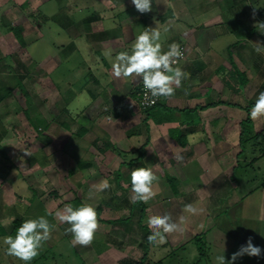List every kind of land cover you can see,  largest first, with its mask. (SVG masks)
I'll return each mask as SVG.
<instances>
[{
    "label": "crops",
    "instance_id": "1",
    "mask_svg": "<svg viewBox=\"0 0 264 264\" xmlns=\"http://www.w3.org/2000/svg\"><path fill=\"white\" fill-rule=\"evenodd\" d=\"M46 1L38 3L43 7ZM98 1L109 11L92 6L90 14L79 22L72 21V14L63 6L58 12L43 13L49 17L58 14L69 38L60 43L57 52L40 61L51 83L49 98L58 97L60 128H52L50 115L43 118L49 123L47 129L57 130L63 146H68L64 160L76 163L68 173L75 177L81 174L80 180L86 181L114 179L117 194L128 191L131 195V170L152 167L159 177L154 183L156 198L168 185L174 194L185 196L178 201L179 211L189 203L203 205L199 222L190 220L192 215L186 213L185 226L205 228L213 212L221 216L241 204L238 217L264 226V141L257 140L264 132V122L248 119L258 94L264 91V54L253 47L255 42L264 43V34L254 27L264 22V0H188L191 9L200 3L198 11L181 8L174 17L175 32L162 36L160 42L164 51L173 42L184 46L187 57L178 66L190 76L171 100L162 98L149 113L138 104L139 78H114L103 52L111 48L113 57L120 51L130 52L144 28L158 26L162 34L164 23L157 17L147 25L144 14L130 9L134 7L131 0H122L123 7L116 0ZM152 7L146 14L153 18L158 12L153 3ZM234 66L243 75L231 77ZM63 67V78L54 82L55 73L60 75ZM244 123L248 133L242 139ZM178 156L183 160L178 161ZM167 175L176 178V188ZM83 186L79 187L81 192ZM74 198L64 197L62 202ZM81 200L89 203L88 199ZM104 201L110 208L103 215L115 217L108 216L116 210L114 201L101 199L98 205ZM146 206L147 224L150 215L161 214L150 212L148 203ZM132 228L133 233L140 229L138 223ZM90 250L85 252L90 256L89 264H121L128 257L123 249L112 245Z\"/></svg>",
    "mask_w": 264,
    "mask_h": 264
},
{
    "label": "rangeland",
    "instance_id": "2",
    "mask_svg": "<svg viewBox=\"0 0 264 264\" xmlns=\"http://www.w3.org/2000/svg\"><path fill=\"white\" fill-rule=\"evenodd\" d=\"M23 1L0 0V59L7 54H13L12 58L0 60V78L4 77L7 81L13 82L14 73L21 74L29 94L27 97L19 89H15L14 96L0 107V226L6 230V233H0V264H24L19 259L7 256L6 246L3 244V238L10 235L15 218L34 219L45 216L49 220V212L57 207L64 197L74 198L75 196L88 199L89 204L95 208L101 199L114 201L116 210L108 216L118 215L125 218L131 214L132 207L136 212L128 223L100 226L93 242L87 247L72 246V236L65 232L69 225L59 222L62 225L59 227L53 224L51 238L43 243L39 255L30 264H89L87 261L90 260V256H87L85 252L91 251V247L97 249L99 246L111 245L123 249L128 254L125 260L138 261L144 254V234L139 228L133 233L132 227L137 225L139 211L138 207L130 202L131 195L128 191L123 192L124 195L117 194L114 179L109 181L114 189H111V186L107 190L97 191L98 185L104 180H80L81 174L76 177L75 174H69L68 170L77 166L74 162L68 163L64 160L68 146H63L64 141L59 139L58 131L46 129L39 133L30 124L24 112V109L31 108L33 117H44V114H48L53 121L52 128H60L58 127L61 118L58 115V97L51 95L49 98L51 93H48V89L51 83L40 61L48 54L57 52L60 43L68 41L69 38L63 30L65 23H60V20L46 21L42 16L43 13L58 12L63 6L67 12L72 14V21L79 22L83 16L90 14L92 6L100 11H109V8L96 0H49L44 3L43 7L38 0H27L29 3L23 8L21 6ZM116 1L120 7L124 6L122 0ZM153 4L158 14L152 18L144 13V17L147 25L152 19V22L155 21L157 17H161L164 29L166 23H169L168 31L162 30L161 37L175 32L176 13L184 6L190 8L191 5L188 0H153ZM71 5L72 8H70ZM193 6L192 8L198 11L200 3H194ZM130 9L138 13L135 6ZM193 9H191L192 12ZM32 13L34 16H31ZM9 22L23 26V34L27 40L26 47L14 51L10 46L3 31V25ZM141 25L146 24L144 22ZM83 54L88 57V52L84 51ZM73 57L75 60L77 55ZM68 66L67 64L66 67ZM66 67L60 69V75L58 72L55 73L54 82L63 78ZM25 149L31 152V156L24 154ZM85 156L86 159L90 158L89 154ZM82 175H85V169L82 170ZM82 185H84L83 192L79 189ZM182 197L174 194L168 185L164 186L162 194L148 202L152 207L149 210L152 213L160 211L161 215L170 214L173 221L178 223L181 217H184L183 222H185L188 219L187 214L183 210L176 209ZM33 198L38 200V203ZM123 198L126 200L122 201ZM252 201L256 202V199ZM153 203L156 205L153 206ZM202 206L195 205L200 213L192 215L190 220L199 222L197 219L203 214ZM208 206L211 211L213 206H210V202ZM242 208V204L236 205L221 216H214L213 212L211 220L208 221L210 225L208 224L205 228L190 227V225L188 227L183 224V231L167 235L166 243L151 244L149 260L152 262L163 260L161 264H216V256L224 254L225 258L230 260L232 254L237 252L241 246L246 245L248 238L251 237L253 244L262 249L261 256L244 255L239 257L234 264H264V226L261 227L262 223L258 222L261 228L259 229L256 221L253 220L252 223L250 220L238 217ZM49 222L51 223L52 220ZM202 230L206 232L207 241L203 255L200 254L197 244L191 240L196 233ZM184 243L183 248L177 249ZM85 248L86 251L83 250ZM200 257L201 261L197 263ZM122 262L123 260L121 264Z\"/></svg>",
    "mask_w": 264,
    "mask_h": 264
},
{
    "label": "clouds",
    "instance_id": "3",
    "mask_svg": "<svg viewBox=\"0 0 264 264\" xmlns=\"http://www.w3.org/2000/svg\"><path fill=\"white\" fill-rule=\"evenodd\" d=\"M131 2L141 14L153 10V0H131ZM253 17H255V11ZM254 27L264 34V22H257ZM164 31L168 29L165 28ZM160 41L161 29L158 26L144 28L133 42L130 52L120 51L114 57L111 48L103 52V56L111 64V74L114 78H139L142 81L145 90L143 103L146 107L154 105L160 98L171 100L176 90L182 87V81L190 76L178 66L184 59V51L180 44L173 42L164 51ZM253 47L257 53L264 54V43L255 42ZM249 115L253 121L264 122V91L258 94ZM23 151L26 156H31V152L27 149ZM177 159L182 161L183 157L178 156ZM130 179V202L147 204L155 197L154 183L158 182L159 177L152 167L132 169ZM110 187L109 182L104 180L98 185L97 191H104ZM183 211L191 215L200 213V210L191 203L186 204ZM55 216L61 223L69 225L65 232L71 234L73 246L91 245L95 233L100 228L96 208L89 203H83L76 208L71 204H66L63 209L55 213ZM184 219L181 217L178 223L173 221L170 214L150 215L147 220L150 229V234L147 236L148 242L153 245L166 243L167 235L183 231ZM53 228L54 225L45 216L23 221L16 229L14 237L7 235L3 238V244L6 246L5 254L19 259L24 264H30L39 255L43 243L51 238ZM261 254L262 249L255 246L252 238L249 237L246 245L233 253L230 260H227L223 254L216 256L215 261L216 264H234L239 257L244 255L260 257Z\"/></svg>",
    "mask_w": 264,
    "mask_h": 264
},
{
    "label": "trees",
    "instance_id": "4",
    "mask_svg": "<svg viewBox=\"0 0 264 264\" xmlns=\"http://www.w3.org/2000/svg\"><path fill=\"white\" fill-rule=\"evenodd\" d=\"M26 5L27 4H25V2L21 4V6L23 8H25ZM31 16H34V14L32 13ZM42 16L44 17V19L46 21H48V20H59L58 14L51 16V17L44 15V14ZM92 17H90V18H92ZM23 29L24 28L22 25L12 24L11 22L3 25V31L6 35L8 43L14 49V51L22 49V48L26 47V45H27V41H26L24 34H23ZM8 57L12 58L13 54H7L5 56H2L1 59H6ZM230 75H231V77H235V75H243V74L236 66H234L233 70L230 72ZM15 89H19L22 93L25 94V96H27V97L29 96L28 91L26 89V86L23 82V76H21V74L14 73V81L13 82L7 81V79H5L4 77L0 78V107L3 106L5 103H7V100H9L11 97L14 96ZM137 90H138V88L136 89V93L138 95ZM220 102H214L213 104L217 105ZM160 103H161V101L158 104H156L155 106H153L147 110H144V111L149 113L152 109L156 108ZM213 104H210V105H213ZM24 112H25V115H26L27 119L29 120L30 124H32L39 133H42L45 129H47L49 127V123L42 116H36V117L32 116L31 108L24 109ZM248 119L250 120V117ZM246 130L247 129H246L245 123H244L243 128H242V134H241L242 139L248 133ZM262 133H263V135H261ZM262 133H259V135L257 136V140L259 139L260 142L264 141V132H262ZM180 141H182V143H185V142H183V140H180ZM114 149H117V148H114ZM141 149H142V153H143V150L145 148L142 147ZM167 179L170 182L174 183V188H176V181H177L176 178H173V177L167 175ZM129 186L131 187V182H130ZM33 200L36 201L35 198H33ZM34 203H33V205H34ZM66 204H71L74 208H76V207L81 206L83 204V201L81 200V198L76 196L74 199H72L70 201L61 202L55 210L49 212V214H48L49 220H52L51 224H55L59 227L62 226L59 223L60 221L56 218L55 213L58 210L63 209V207ZM134 205L138 207L139 212L137 214L139 215V217H138L137 223H138L140 229L143 231V234H144V244H143L144 254L141 257V259L138 261L131 262L130 260H123L122 264H161L163 262V260H159V261H155V262H152L149 260V252H150L151 244L148 242L147 236L150 234V229H149L148 225L144 222L145 217H146L147 206L143 202H137V203H134ZM134 205H132V206H134ZM107 208H110V207H109L108 202H105V201L101 202L97 206L96 211L98 214V221L99 222H105L108 224H118L121 222L128 223L132 220V217L136 212L134 210V207H132L131 214L125 218L118 216V215H116L115 217L109 218V217H105L103 215L104 210ZM25 220H27V218H25V217L15 218L13 220V228L10 232V235L14 236L16 234V229ZM0 233H2V234L6 233V230L4 229L3 226H0ZM205 236H206V232L201 231L199 233H196L191 238V240H193L197 244V247H198L201 255H203V253L205 252V248L207 247V241H206ZM184 246H185V243L183 245L177 247V249L183 248ZM200 261H201V257L198 259L197 263Z\"/></svg>",
    "mask_w": 264,
    "mask_h": 264
},
{
    "label": "built area",
    "instance_id": "5",
    "mask_svg": "<svg viewBox=\"0 0 264 264\" xmlns=\"http://www.w3.org/2000/svg\"><path fill=\"white\" fill-rule=\"evenodd\" d=\"M181 49L184 51V59H186L187 55H186V50H185L184 46H181ZM184 59H183V60H184ZM183 60H181L180 63H181ZM180 63H179V64H180ZM137 88H138V90H137V92H138L137 100H138V104H139V106H140V108H141L142 110H147V109H149V108L155 106V105L158 104V103L161 101V99H162V98H160L159 100H157V102H156L154 105H152V106H150V107H146V106L144 105V103H143V97H144V91H145V90H144V88H143V84H142V81H141L140 79H139V81H138V83H137Z\"/></svg>",
    "mask_w": 264,
    "mask_h": 264
}]
</instances>
